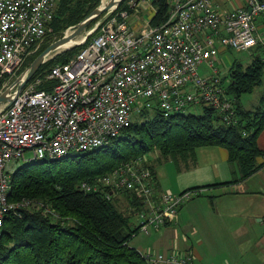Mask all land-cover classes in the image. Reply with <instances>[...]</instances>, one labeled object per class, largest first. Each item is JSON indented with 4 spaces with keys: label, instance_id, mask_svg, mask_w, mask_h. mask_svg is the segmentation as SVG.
<instances>
[{
    "label": "built area",
    "instance_id": "obj_1",
    "mask_svg": "<svg viewBox=\"0 0 264 264\" xmlns=\"http://www.w3.org/2000/svg\"><path fill=\"white\" fill-rule=\"evenodd\" d=\"M154 1L130 0L128 9L111 10L86 33L91 40L78 43L80 52L52 67L46 79L54 85L47 91L38 89L41 79L21 90L11 86L50 31L59 0H0V94L10 90L13 97L0 108V240L7 217L34 205L51 212L29 199L10 201L11 164L53 162L105 148L144 110L169 117L191 106H208L225 125L238 124L218 57L223 48L246 52L262 42L264 0H244L239 7L232 0H171L165 23L149 21L135 31L129 10L140 4L154 8ZM203 66L209 74H200ZM148 163L146 157L127 161L103 177L80 182L78 189L107 200L122 190L137 193L145 205L136 215L139 232L149 234L175 219L198 192L152 196ZM144 257L148 264H194L181 253Z\"/></svg>",
    "mask_w": 264,
    "mask_h": 264
},
{
    "label": "trees",
    "instance_id": "obj_2",
    "mask_svg": "<svg viewBox=\"0 0 264 264\" xmlns=\"http://www.w3.org/2000/svg\"><path fill=\"white\" fill-rule=\"evenodd\" d=\"M129 1L123 0L118 9H128ZM101 3L102 0H59L54 19L49 25L50 31L39 49L27 58L23 71L53 42L61 39L67 30L73 29L100 7ZM153 6L156 11L151 25L159 26L168 19L169 0H155ZM129 12L132 14L134 11ZM107 15H101L89 28ZM82 48L80 45L75 46L43 64L32 79L42 80L38 89L49 91L54 82L46 78L52 67L65 63ZM263 48L257 45L250 49L248 52L253 57L251 63L246 66L234 64L226 76V81L229 79L227 89L235 100L237 125H225L214 109L208 106H203L199 115L177 113L165 117L155 111L156 115L152 119L140 124L133 121L121 137L99 151L68 156L53 162L37 161L42 163L33 162L18 169L12 176L10 201L29 199L43 204L51 212L46 213L34 205L19 216L6 218L0 240V264H148L145 253L130 246L133 237L140 233V225L131 230L129 214L137 215L144 208L142 198L133 191L122 190L107 200L104 195L79 190L78 185L85 180L103 177L125 162L151 153H154L158 164L172 162L178 171H182L196 160L197 150L205 147L225 149L228 162L238 170L231 182L217 185L241 183L264 168V162L260 163L264 153L258 144L259 135L264 130V110L250 112L239 103L243 94L252 93L262 84ZM149 112L144 110L142 115ZM148 161L152 196L160 197L162 193L156 170L152 160ZM204 188L189 189L197 191L198 195L188 203L202 196L199 191ZM121 200L127 203V209L120 207ZM151 232L156 230H151L149 234Z\"/></svg>",
    "mask_w": 264,
    "mask_h": 264
},
{
    "label": "crops",
    "instance_id": "obj_3",
    "mask_svg": "<svg viewBox=\"0 0 264 264\" xmlns=\"http://www.w3.org/2000/svg\"><path fill=\"white\" fill-rule=\"evenodd\" d=\"M133 17L129 24L135 30ZM258 144L264 153V130ZM152 162L161 193L210 186L200 189L202 196L184 205L174 222L153 232L156 252L188 254L194 264H264V168L241 183L217 185L238 174L225 149H198L196 160L182 171L172 162L158 164L154 157Z\"/></svg>",
    "mask_w": 264,
    "mask_h": 264
},
{
    "label": "rangeland",
    "instance_id": "obj_4",
    "mask_svg": "<svg viewBox=\"0 0 264 264\" xmlns=\"http://www.w3.org/2000/svg\"><path fill=\"white\" fill-rule=\"evenodd\" d=\"M109 0H102L101 5L104 3H107ZM171 1V0H169ZM245 4L244 0H232V5L233 7H239V6H243ZM134 14L133 19H135L137 25H136V29L135 31H140L141 28L146 26V23L151 21V19L154 17L155 14V9L153 7H146V5L140 4L137 9L134 10V12L132 13ZM262 19L260 18L258 20V25L259 22H261ZM96 25V24H95ZM94 26H92L91 28H88L86 30V33H89L91 30L94 29ZM72 28L69 29V31L67 30L66 32H72ZM85 34L81 35V38H83ZM258 35L261 37L262 40V46H264V27H259L258 30ZM73 48V47H71ZM70 48V49H71ZM67 49V50H70ZM264 49V48H263ZM262 49V54L264 56V51ZM65 50V51H67ZM64 52V51H62ZM61 52V53H62ZM253 57L251 55L250 52L246 51V52H238L235 51L233 49L229 50L227 48H223L221 49V52L219 54L218 57V62H217V68L219 69L220 73L222 76H228L231 67L234 64H242V65H248L251 63ZM209 70L207 69L206 66H203L202 68H200V74L201 75H206L209 74ZM31 82H33V80H31ZM229 83V79L227 80V84ZM241 107L244 110L250 111V112H255L259 109L264 110V75L262 78V84L259 85L258 87H256L254 89V91L252 93H247V94H243L240 98L239 101ZM203 111V106H191L189 108L186 109V111L184 112L185 114H195V115H199L201 114ZM156 115V112L154 110H151L148 114L146 115H142V114H136L134 116L133 121L137 122L138 124H140L141 122H144L146 120L152 119L154 116ZM115 140H113L112 142H114ZM114 146V145H113ZM100 148L96 149L97 151H99ZM156 153V152H155ZM86 153H80V155H85ZM99 154V153H98ZM101 154V153H100ZM157 155L159 153H156ZM77 154H71L69 156H75ZM147 157V160H152L154 157V153L149 154ZM37 163H42V162H37ZM163 165H170L172 164L171 162H163ZM24 165H27L24 162H18V163H14L10 165V170L12 173H15L18 169H20L21 167H23ZM121 199H123V196L121 197ZM122 204H120V207L125 210L127 209V203H125V201L121 200ZM130 215V229L134 230L136 229L141 221L140 219L136 216V215ZM154 234L153 232L150 235H144V234H138L135 237H133V239L130 241V246L141 251L142 253H151V254H157L158 252H156L153 248H154Z\"/></svg>",
    "mask_w": 264,
    "mask_h": 264
},
{
    "label": "water",
    "instance_id": "obj_5",
    "mask_svg": "<svg viewBox=\"0 0 264 264\" xmlns=\"http://www.w3.org/2000/svg\"><path fill=\"white\" fill-rule=\"evenodd\" d=\"M122 2L123 0H109L107 3L102 4L100 7L95 9L85 20H83L73 28L70 35H68V32H66L61 39L53 42L48 48H46V50H44L37 57V59L31 64V66L15 80L11 87L14 88L18 85V89L21 90L29 81L33 79V77L36 75L37 71L43 64H45L48 60L54 58L55 56L61 54V52L64 51L61 49L68 43L80 37L82 34H85L86 30L89 28L93 21H95L101 15L109 13L114 8L119 7ZM89 37L90 35L86 34L84 36V40H87ZM75 46H79L78 43L72 47ZM258 57H260V55H258ZM9 92L10 90H7L0 94V105H9L12 102L13 97L11 98L9 96Z\"/></svg>",
    "mask_w": 264,
    "mask_h": 264
},
{
    "label": "bare ground",
    "instance_id": "obj_6",
    "mask_svg": "<svg viewBox=\"0 0 264 264\" xmlns=\"http://www.w3.org/2000/svg\"><path fill=\"white\" fill-rule=\"evenodd\" d=\"M104 4V3H103ZM71 33L69 32L68 33V35H70ZM84 40V37L83 38H81V36L80 37H78V38H76L75 40H73L72 42H70V43H68L65 47H63L61 50H67V49H69V48H71L72 46H74L75 44H77V43H79V42H81V41H83ZM3 105H0V108L2 107Z\"/></svg>",
    "mask_w": 264,
    "mask_h": 264
}]
</instances>
